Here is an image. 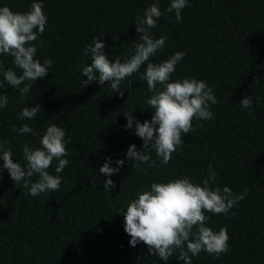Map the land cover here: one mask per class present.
<instances>
[{
    "label": "trees",
    "instance_id": "obj_1",
    "mask_svg": "<svg viewBox=\"0 0 264 264\" xmlns=\"http://www.w3.org/2000/svg\"><path fill=\"white\" fill-rule=\"evenodd\" d=\"M34 0H0V6L26 12ZM156 0H43L47 16L44 33L33 42L36 58L53 61L49 73L32 82L21 101L19 89L0 72V94L8 104L0 109V141L10 143L13 159L22 166V146L39 147L48 125L65 130L68 165L55 173L58 161L48 169L61 176L59 191L27 195L6 169L0 174V264H184L178 251L168 261L149 255L143 243L130 246L124 230L127 203L152 182L188 176L201 183L211 168L215 186L231 188L233 194L247 188L243 200L226 214L206 212L207 226L226 227L229 250L219 256L202 251L191 256L192 264H264V0H188L182 23L174 13L161 16L154 38L167 36L162 50L150 57L159 63L177 51L185 53L171 79L195 77L212 89L217 103L210 104V120L192 121L193 130L182 134V145L162 164L151 152V162L139 170L126 159L130 144L139 150L142 139L126 129L123 112L140 122L151 120L146 103L152 93L140 79L146 65L126 78L124 95L112 92L110 83L84 85L82 62H91L87 47L99 37L110 60L131 55L133 41L140 42L133 23ZM171 0H159L161 11ZM104 34L102 37H100ZM5 69H16L12 57L0 54ZM23 86V85H21ZM245 96L253 98L251 109L242 108ZM259 98V102H257ZM42 105L33 119H20L24 107ZM29 124L33 133L11 130ZM202 125V126H201ZM125 163L110 177L99 173L105 159ZM3 161L0 159V169ZM34 174L31 180L34 182ZM111 179L109 192L103 181Z\"/></svg>",
    "mask_w": 264,
    "mask_h": 264
},
{
    "label": "clouds",
    "instance_id": "obj_2",
    "mask_svg": "<svg viewBox=\"0 0 264 264\" xmlns=\"http://www.w3.org/2000/svg\"><path fill=\"white\" fill-rule=\"evenodd\" d=\"M42 5L43 0H34L26 12L0 6V54L12 57V63L19 70V74L13 68L5 69L3 61H0V72L9 85L19 89L21 101L32 88V82L43 79L53 64L51 59H45L41 63L36 58L37 46L33 43L45 31L47 16ZM187 5L188 0H171L169 6L161 11L159 0H156L133 22L135 32L140 34V42L133 41L131 55L125 52L123 58L117 56L110 60L104 52L105 43L99 37H93L92 44L86 49L91 62H82L85 86L93 81L101 86L110 83L112 92L120 96L124 95V88H130L131 85L129 82L122 88V82L137 73L142 65H146L140 79L147 82V88L152 93L146 101L152 109L151 120L140 122L132 114L134 111L123 112L127 120L125 128L132 129L135 121L134 132L143 141L139 150L135 144H130L125 153L126 159L133 161L132 166L138 170L140 164L149 162L152 167H157L156 160L151 159L152 151H155L162 164L169 163L172 154L183 143L182 134L193 130L192 121L212 119L210 104L217 103L213 89L204 80L195 77L171 79L177 63L185 55L183 51H177L159 63L149 62L150 57L163 49L167 40L165 35L154 38L151 29L167 13H174L175 20L182 23L181 11ZM7 104L8 96L0 94V109ZM240 106L251 109L253 98L244 95ZM41 108L40 103H36L34 107H24L20 119L35 118ZM11 130L35 135L27 123L19 128L12 125ZM69 142L62 127L55 123L48 125L39 147H30L28 143L22 146L23 159L26 162L22 166L13 159L10 143L0 141V159L3 161L0 174L6 169L15 184L22 183L27 189V195L37 196L59 191L61 176L50 174L48 169L54 160L58 161L55 167L57 174L68 165L69 161L64 157L67 156L66 145ZM110 163L111 157L106 158L99 173L110 177L119 171L125 160L117 159L116 167L110 166ZM34 174L37 179L33 182L31 178ZM215 181L216 172L210 168L202 184L183 176L167 182H152L150 189L139 191L135 199L129 200L126 210L119 212L124 217V230L130 237V246L135 247L143 242L148 248V254L158 256L162 261H168L178 251L177 259L184 264H192L191 256H197L202 251L215 256L227 253V228L221 227L219 231H214L207 226L208 216L205 213H228L238 201L244 199L247 188L242 193L233 194L227 186L214 187ZM114 186L111 179L103 181V188L109 192Z\"/></svg>",
    "mask_w": 264,
    "mask_h": 264
}]
</instances>
